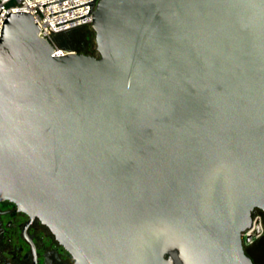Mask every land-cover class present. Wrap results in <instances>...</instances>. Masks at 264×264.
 <instances>
[{
    "label": "water",
    "instance_id": "1",
    "mask_svg": "<svg viewBox=\"0 0 264 264\" xmlns=\"http://www.w3.org/2000/svg\"><path fill=\"white\" fill-rule=\"evenodd\" d=\"M91 27L97 55H57L30 12L6 18L0 203L74 264H253L264 0H97Z\"/></svg>",
    "mask_w": 264,
    "mask_h": 264
},
{
    "label": "flooded vegetation",
    "instance_id": "2",
    "mask_svg": "<svg viewBox=\"0 0 264 264\" xmlns=\"http://www.w3.org/2000/svg\"><path fill=\"white\" fill-rule=\"evenodd\" d=\"M251 241L243 237L245 253L253 264H264V211L257 209ZM259 227V229H258ZM0 264H74V260L40 220L17 210L11 202L0 203Z\"/></svg>",
    "mask_w": 264,
    "mask_h": 264
},
{
    "label": "built area",
    "instance_id": "3",
    "mask_svg": "<svg viewBox=\"0 0 264 264\" xmlns=\"http://www.w3.org/2000/svg\"><path fill=\"white\" fill-rule=\"evenodd\" d=\"M58 0H0V40L2 37L3 26L6 18L11 13L30 12L35 19V22L40 28L39 35L43 38L48 39L57 47V55H61L67 52L65 49H59V46L55 42V38L58 35L68 33L74 29L82 26L91 25L93 19V10L97 0H94L95 5L82 6L67 12H63L54 16L51 14L70 9L85 3L92 2L93 0H64L46 7L43 5L55 2ZM91 8V10H90ZM90 11V13H89ZM89 13V15H87ZM87 15V16H84ZM84 16V17H81ZM81 17V18H78ZM68 23L56 26V24L72 20ZM258 218L255 219L254 223L257 224Z\"/></svg>",
    "mask_w": 264,
    "mask_h": 264
},
{
    "label": "rangeland",
    "instance_id": "4",
    "mask_svg": "<svg viewBox=\"0 0 264 264\" xmlns=\"http://www.w3.org/2000/svg\"><path fill=\"white\" fill-rule=\"evenodd\" d=\"M57 43L59 45L63 44L62 46L67 48L68 51L72 50L77 52H79V49H77L78 46L86 43V48L84 50L90 55H97L95 32L91 25L85 26L82 32L60 39V42L58 41Z\"/></svg>",
    "mask_w": 264,
    "mask_h": 264
},
{
    "label": "trees",
    "instance_id": "5",
    "mask_svg": "<svg viewBox=\"0 0 264 264\" xmlns=\"http://www.w3.org/2000/svg\"><path fill=\"white\" fill-rule=\"evenodd\" d=\"M84 27H85V26H82V27H79V28H77V29H74V30H72V31H70V32H68V33H64V34H61V35L56 36V38H55V42H56V44H57L60 48L67 50V48H64V47L62 46L63 44L59 45L57 42H58V41L60 42V39H62V38H64V37H69V36H71L72 34H76V33H78V32H82V31L84 30ZM75 48H76V47H75ZM85 48H86V43H83V44H81L80 46H78L77 49H79V53L88 54V52H86V51L84 50Z\"/></svg>",
    "mask_w": 264,
    "mask_h": 264
}]
</instances>
